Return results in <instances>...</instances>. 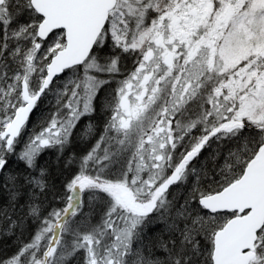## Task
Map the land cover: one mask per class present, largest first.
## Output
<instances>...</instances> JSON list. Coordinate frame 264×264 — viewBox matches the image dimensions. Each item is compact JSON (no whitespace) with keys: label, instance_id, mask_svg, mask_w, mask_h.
<instances>
[{"label":"snow or ice","instance_id":"obj_1","mask_svg":"<svg viewBox=\"0 0 264 264\" xmlns=\"http://www.w3.org/2000/svg\"><path fill=\"white\" fill-rule=\"evenodd\" d=\"M83 118L99 138L57 188L42 155L58 164ZM17 232L0 264H264V0H0V235Z\"/></svg>","mask_w":264,"mask_h":264},{"label":"trees","instance_id":"obj_2","mask_svg":"<svg viewBox=\"0 0 264 264\" xmlns=\"http://www.w3.org/2000/svg\"><path fill=\"white\" fill-rule=\"evenodd\" d=\"M122 71L127 72L126 69H123V66H122ZM46 99L47 97H43L41 99V101L38 103L37 110H35V112L32 114L24 133L22 134V138L24 140H27L28 137L32 135L34 132L40 131L41 127L48 121L50 116L55 113L53 109L54 102L53 103L49 102L48 104H46L45 103ZM94 117L92 118V121L94 120ZM85 120H87L86 122H88V119ZM85 120L80 122V124L77 126L76 130L78 131V133L75 134L74 132L75 135L73 134V136L71 137V145L65 148L64 154L63 156L60 157V161L58 164H57L58 150L56 148L53 150L52 153L45 152L42 155L41 163L46 162L50 166V170L52 173L51 179L57 188H59L62 185L63 181L66 178L70 177L72 174L78 171L80 158L89 151V148L92 146V143L95 140H97L96 138H94L95 136H87L89 140H87L86 143L82 144L80 142L81 138L79 137V134L83 136L80 130L83 129L84 125L86 124ZM80 127L81 129L79 130ZM215 147L216 145L214 144L212 148H206L201 154V156L197 159V161H193V163H196L197 166H199V164L207 161L210 164L211 163L210 154L213 152ZM73 154L75 155L76 158L74 163L69 165L67 168H65L64 166L65 161L68 159L70 155ZM173 189H175V186H173ZM21 203H23V201H21ZM56 206H60V205L56 204ZM36 227L37 226L35 224H29L24 232L23 238L25 240L30 239L31 234L35 231ZM157 230H158L157 228L152 229V231H157ZM17 235H19L18 232L16 234H11V235H0V259H6L12 256L16 252L17 247L19 246L17 242Z\"/></svg>","mask_w":264,"mask_h":264},{"label":"flooded vegetation","instance_id":"obj_3","mask_svg":"<svg viewBox=\"0 0 264 264\" xmlns=\"http://www.w3.org/2000/svg\"><path fill=\"white\" fill-rule=\"evenodd\" d=\"M123 63H125L126 64V70H127V72L128 71H130L131 69H132V67H133V61H132V59L131 58H127L126 60H124L123 61ZM112 87L114 88L115 87V84H113L112 85ZM108 91L110 92L111 91V88H109L108 89ZM35 110H37V108L36 109H34V112H35ZM33 112V113H34ZM105 119H107V116L106 115H101V114H99V113H97V115L94 117V120L92 121V123L94 124V125H98L99 126V128H102V126H103V122H104V120ZM83 121V120H82ZM81 121V122H82ZM87 120H85V123L86 124H88V122H86ZM85 124V125H86ZM85 125H84V127H85ZM84 127H83V129H81V127L79 128V130L81 131V133L83 134L84 133ZM76 130V129H75ZM74 130V132H75V134L76 133H78V131L76 130L75 131ZM74 134V135H75ZM199 133H197V135H198ZM83 136H84V134H83ZM83 136H81L80 134H79V137L80 138H86V137H83ZM94 138H96V139H98L99 138V135L97 134ZM96 143V140L92 143V146L89 148V150H91V148L93 147V145Z\"/></svg>","mask_w":264,"mask_h":264},{"label":"rangeland","instance_id":"obj_4","mask_svg":"<svg viewBox=\"0 0 264 264\" xmlns=\"http://www.w3.org/2000/svg\"><path fill=\"white\" fill-rule=\"evenodd\" d=\"M122 66H123V69H126V64H125V63H123ZM49 102H50V103H53V102H54L53 109H54V111L56 112L57 105H56V98H55V95H53V94H49V95L47 96V99H46L45 103L48 104ZM85 119H88V118H83L82 120H85ZM83 137H86V138H81V139H80V142H81L82 144L86 143L87 140H89V139L87 138V136L84 135ZM54 149H55V148L46 149L45 152H50V153H52ZM45 152H44V153H45Z\"/></svg>","mask_w":264,"mask_h":264},{"label":"water","instance_id":"obj_5","mask_svg":"<svg viewBox=\"0 0 264 264\" xmlns=\"http://www.w3.org/2000/svg\"><path fill=\"white\" fill-rule=\"evenodd\" d=\"M33 112H34V111H33ZM32 114H33V113H32ZM32 114H30V117H31ZM29 119H30V118H29Z\"/></svg>","mask_w":264,"mask_h":264}]
</instances>
